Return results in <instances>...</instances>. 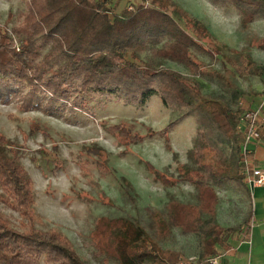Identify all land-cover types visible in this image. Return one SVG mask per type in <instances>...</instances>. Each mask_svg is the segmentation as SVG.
<instances>
[{"label":"trees","instance_id":"trees-1","mask_svg":"<svg viewBox=\"0 0 264 264\" xmlns=\"http://www.w3.org/2000/svg\"><path fill=\"white\" fill-rule=\"evenodd\" d=\"M129 1L120 10L119 0H29L11 30L0 24V103L17 99L26 112H80L96 119L111 103L143 108L158 96L165 108L193 116L194 166L184 164L178 173L196 187L198 203L170 200L165 211L147 209L146 226L120 220L133 236L118 230L101 248L115 249L120 264H193L183 251L165 247L180 230L199 238L196 264H211L233 247L231 240L252 217L250 204L240 223L220 224L217 187L234 186L250 201L240 127L251 109L248 96L257 93L244 90L239 79L264 84V65L219 41L174 0ZM209 2L235 10L243 27L264 18V0ZM260 46L264 49V43ZM146 53L151 57L143 58ZM157 59L184 65L192 77L158 68ZM198 78L216 83L221 93L205 94ZM174 124L150 135L158 134L168 143ZM125 125L112 126L111 131L132 144L143 141ZM11 146L0 136V205L27 223L17 229L0 213V264H87L61 232L35 228L42 220L34 211V182ZM167 148L171 150L169 143ZM146 165L169 185L161 172Z\"/></svg>","mask_w":264,"mask_h":264},{"label":"rangeland","instance_id":"rangeland-1","mask_svg":"<svg viewBox=\"0 0 264 264\" xmlns=\"http://www.w3.org/2000/svg\"><path fill=\"white\" fill-rule=\"evenodd\" d=\"M28 1L0 0V24L11 30L21 21L20 13ZM119 1L120 10L131 4L129 0ZM174 1L205 23L219 41L238 52H248L264 65V49L260 46L264 43V18L243 27L235 10L216 8L209 0ZM9 13L13 18L8 23ZM142 57L147 59L151 54ZM201 58L205 60V56ZM156 61L158 68L192 77L180 63ZM198 80L205 94L221 93L216 83ZM239 84L247 92L264 86L259 79H239ZM184 113L185 110L165 108L158 96L143 108L111 103L97 113L96 119L80 112L62 115H47L40 110L26 112L17 99L9 105L0 103V136L21 156V164L34 182V211L42 220L35 228L61 232L87 264H120L115 249L101 248L118 230L133 236L130 227L120 220L146 226L150 223L147 209L165 211L170 200L198 203V190L182 181L178 173L184 164L194 166L190 152L197 126L193 116ZM173 122L177 124L169 131V150L161 136L150 134L164 131ZM122 123L132 133L141 134L143 141L132 144L111 131L112 126ZM147 163L161 172L169 185ZM217 191L219 223L223 226L240 223L249 207L245 196L234 186L217 187ZM0 213L17 229L27 223L3 205ZM165 247L183 251L196 264L200 252L198 236L175 230Z\"/></svg>","mask_w":264,"mask_h":264},{"label":"crops","instance_id":"crops-1","mask_svg":"<svg viewBox=\"0 0 264 264\" xmlns=\"http://www.w3.org/2000/svg\"><path fill=\"white\" fill-rule=\"evenodd\" d=\"M252 91L257 94L248 96L247 105L256 109L264 100V86ZM249 148L253 166L264 171V135L258 143L250 144ZM248 188L251 196L248 205H252V217L249 225L231 240L233 247L218 259L220 264H264V188H251L249 185Z\"/></svg>","mask_w":264,"mask_h":264},{"label":"built area","instance_id":"built-area-1","mask_svg":"<svg viewBox=\"0 0 264 264\" xmlns=\"http://www.w3.org/2000/svg\"><path fill=\"white\" fill-rule=\"evenodd\" d=\"M245 144L242 147L244 162L247 165L246 183L251 187L264 188V171L253 166V160L249 145L258 143L264 135V100L259 108L246 110L240 127ZM211 264H220L218 259H215Z\"/></svg>","mask_w":264,"mask_h":264}]
</instances>
